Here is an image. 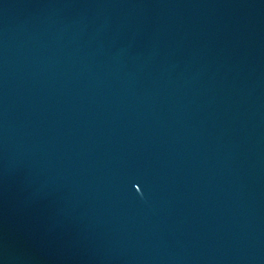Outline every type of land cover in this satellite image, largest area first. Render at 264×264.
I'll use <instances>...</instances> for the list:
<instances>
[{"label": "water", "instance_id": "1", "mask_svg": "<svg viewBox=\"0 0 264 264\" xmlns=\"http://www.w3.org/2000/svg\"><path fill=\"white\" fill-rule=\"evenodd\" d=\"M0 264H264V0H0Z\"/></svg>", "mask_w": 264, "mask_h": 264}]
</instances>
